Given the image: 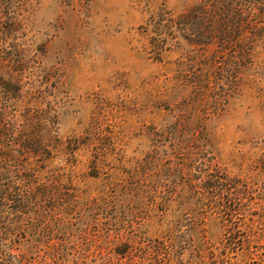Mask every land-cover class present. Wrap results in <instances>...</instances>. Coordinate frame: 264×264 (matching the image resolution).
Masks as SVG:
<instances>
[{
	"label": "rangeland",
	"instance_id": "rangeland-1",
	"mask_svg": "<svg viewBox=\"0 0 264 264\" xmlns=\"http://www.w3.org/2000/svg\"><path fill=\"white\" fill-rule=\"evenodd\" d=\"M202 1L30 0L21 17L19 36L42 62V96L53 108L51 116L59 118L60 136L84 138L102 123L104 136L111 138L100 147L104 166L97 177L90 176L92 156L86 150L78 152L73 170L84 200L114 198L116 215L125 211L128 221L120 224L121 231L104 235L90 229L88 235L95 246L109 249L105 256L111 250V258L115 243L130 242L121 256L124 263L136 252L133 236L162 238L181 222V231L191 233L197 248L222 244L227 264H259L247 257L245 239L252 215L264 213V30L244 35L255 42L240 71L234 45L225 50L219 43L203 44L207 22L194 10ZM256 13L264 21V0ZM212 57L222 62L229 57L234 65L223 64L219 73ZM194 73L206 82L197 94L190 84ZM181 117L188 139L204 131L216 162L258 190L259 207L246 206L236 196L230 206L213 211L196 201L163 203L155 188L162 168L145 170L139 164L154 150L162 156L168 146L156 147L155 134ZM57 166H62L59 160L52 164ZM73 234L79 237L80 231ZM262 248L253 245L252 251Z\"/></svg>",
	"mask_w": 264,
	"mask_h": 264
},
{
	"label": "trees",
	"instance_id": "trees-1",
	"mask_svg": "<svg viewBox=\"0 0 264 264\" xmlns=\"http://www.w3.org/2000/svg\"><path fill=\"white\" fill-rule=\"evenodd\" d=\"M29 2L0 0V264H227L226 246L215 248L205 242L204 248H197L191 233L181 231V222L162 238L139 241L133 236L131 241L137 245L130 263L121 258L133 246L130 242L115 243L114 258L108 257L111 250L105 256L109 249L95 246V234L94 240L88 236L90 229L109 235L112 230L121 231L120 224L128 220L124 210L116 215L114 198L84 200L85 192L73 167L78 163V152L86 150L92 156L90 176L97 177L104 166L105 152L100 147L111 138L104 136L102 123H96L84 138L60 136L59 118L51 116L53 108L47 105V96H42V62L37 60L33 45L19 36L21 17ZM261 2L203 0L194 9L207 22L203 44L219 43L225 50L234 45L241 63L235 65L240 71L255 42L244 35L264 30V21L256 13ZM211 63L219 73L223 64L234 65L229 57L223 62L212 57ZM204 82L203 76L194 73L190 81L193 93L197 94ZM182 121L181 117L174 126L155 134L159 139L156 147L168 146L162 153L164 159L154 150L139 164L145 170L162 168L155 188L156 193L160 189L163 203L179 201L180 206H187L196 201L213 211L237 199L246 206L259 207L258 190L250 189L247 182L216 162L204 131L188 139ZM56 160L62 166L52 167ZM252 217L245 239L247 257L264 264V213L256 212ZM73 229L80 231L79 237ZM253 245L262 250L252 251Z\"/></svg>",
	"mask_w": 264,
	"mask_h": 264
}]
</instances>
